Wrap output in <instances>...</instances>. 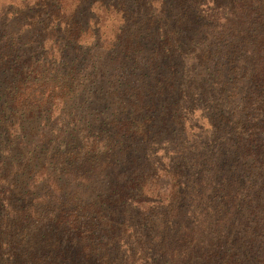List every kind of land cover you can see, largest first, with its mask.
I'll use <instances>...</instances> for the list:
<instances>
[{"label": "trees", "instance_id": "1", "mask_svg": "<svg viewBox=\"0 0 264 264\" xmlns=\"http://www.w3.org/2000/svg\"><path fill=\"white\" fill-rule=\"evenodd\" d=\"M48 1L0 19V264H264V0ZM190 38L204 141L176 92ZM165 94L168 123L131 118Z\"/></svg>", "mask_w": 264, "mask_h": 264}, {"label": "rangeland", "instance_id": "2", "mask_svg": "<svg viewBox=\"0 0 264 264\" xmlns=\"http://www.w3.org/2000/svg\"><path fill=\"white\" fill-rule=\"evenodd\" d=\"M44 3H49L50 8H54V2H44V0H0V19H10L11 16H16V14L32 11L34 9V13L37 16L45 14V7H41L40 9H35L38 7V4L42 5ZM202 8H205L202 7ZM196 14H194L192 17H194ZM4 21H6L4 19ZM14 21V20H10ZM16 23L19 24H29L30 21H25V19L18 20ZM182 34L189 33V35L196 34L198 32L195 30V26H184L182 29ZM156 31L157 28H148L146 25V22L143 21V23L140 24H134L130 27L126 28L125 32L128 35V38H131V41L133 44L138 45L139 48H141L144 51L143 48V42L150 41L151 45L154 43H157L159 39L162 37V33L160 30L158 31V35L155 34L152 35V32ZM155 32V33H156ZM111 33V32H109ZM187 48L189 53H183L179 55L178 62L180 64V77H179V87L178 90H176L177 94L178 92H185V97L181 98V104L184 105V107L192 108L193 106H196V112L193 113V115L190 116V121L192 128L196 129L199 133H197L200 140L205 139V137L208 135V127L204 126L202 119L204 116H207L210 114V118H214V109L212 108V104L210 103V107L207 105V101L201 100L200 93L204 90H206V85H203V81L205 79V73L208 72L207 65L204 64V62L201 60L199 56V51L201 48L198 46V43L192 44L191 38L187 42ZM148 52V51H147ZM93 62H97L101 65L100 72L97 74V76H93L91 78L86 77L84 74L80 76V78L77 80V83H75L76 88H81V90L86 89L85 95H87V92H91V95L89 97L92 98V95H94L95 90L97 88V85L93 83L94 77L100 78L103 76V73L106 71L107 66L109 65V57H107L100 49H96L93 52ZM96 75V74H94ZM86 82V83H85ZM85 84V85H84ZM201 85V86H200ZM211 90V86H210ZM106 99L102 96L98 102L101 104L109 105L111 104V108L114 110V106L112 103H116V101H113L108 98V96H105ZM166 94L160 98V102L157 105L156 109L153 110L151 108L148 109L147 112H136L133 113L131 118L135 119L139 115H144L146 118H152L156 119L158 126L162 127L165 123H168L170 121V116H167V110H169V107L171 106V102L165 101ZM210 100H211V91H210ZM98 102L96 103V107H98ZM60 112V111H58ZM57 112V114H58ZM69 121L68 116L65 114H61L59 116H55L54 121ZM211 127V123H210ZM165 142V141H163ZM210 143H211V129H210ZM165 144L161 143L160 145L153 147V149L159 148V153L164 152ZM161 148V149H160ZM155 151V150H153ZM211 153V149H210Z\"/></svg>", "mask_w": 264, "mask_h": 264}]
</instances>
